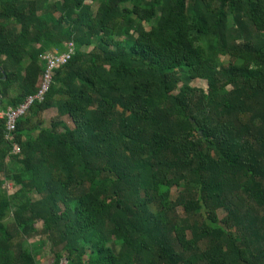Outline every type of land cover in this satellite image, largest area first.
<instances>
[{"label":"trees","instance_id":"1","mask_svg":"<svg viewBox=\"0 0 264 264\" xmlns=\"http://www.w3.org/2000/svg\"><path fill=\"white\" fill-rule=\"evenodd\" d=\"M42 254L264 264V0H0V264Z\"/></svg>","mask_w":264,"mask_h":264},{"label":"built area","instance_id":"2","mask_svg":"<svg viewBox=\"0 0 264 264\" xmlns=\"http://www.w3.org/2000/svg\"><path fill=\"white\" fill-rule=\"evenodd\" d=\"M67 49L63 52H47L42 58L47 61L46 67L42 73L40 87L36 93L29 95L26 97L24 102H22L17 107H10L5 112L6 117V126H7V138L10 139L12 137V132L16 128L17 120L24 116L29 110L30 106L35 101H43L45 99L46 94L48 93L52 82L54 70L59 66L66 64L70 59L74 52V45L72 42L67 44ZM20 146L18 144H14L13 152H19ZM9 185V184H8Z\"/></svg>","mask_w":264,"mask_h":264},{"label":"rangeland","instance_id":"3","mask_svg":"<svg viewBox=\"0 0 264 264\" xmlns=\"http://www.w3.org/2000/svg\"><path fill=\"white\" fill-rule=\"evenodd\" d=\"M192 85H195V86H198V87H202V88H206L207 87V82L205 80H202V79H195L194 81H192ZM50 117L51 116H48V119ZM7 187H8L9 191H13L14 190V187L11 184L7 185ZM177 192H178L177 188H174L173 192H172V197H176ZM222 215H223V213H221V216ZM32 226H33V231H39V230L42 229L43 222H36ZM38 259H39L41 264H50V263H52V255H50V254H42ZM84 259H87V255L84 257Z\"/></svg>","mask_w":264,"mask_h":264},{"label":"crops","instance_id":"4","mask_svg":"<svg viewBox=\"0 0 264 264\" xmlns=\"http://www.w3.org/2000/svg\"><path fill=\"white\" fill-rule=\"evenodd\" d=\"M50 52H58L57 50H52V51H50ZM56 113H57V109H55V108H52V109H49L46 113H45V117L48 119V116H51L50 118H49V120L52 118V117H54L55 115H56ZM49 122V121H48Z\"/></svg>","mask_w":264,"mask_h":264},{"label":"water","instance_id":"5","mask_svg":"<svg viewBox=\"0 0 264 264\" xmlns=\"http://www.w3.org/2000/svg\"><path fill=\"white\" fill-rule=\"evenodd\" d=\"M64 262H65V258L62 259L61 264H64Z\"/></svg>","mask_w":264,"mask_h":264}]
</instances>
